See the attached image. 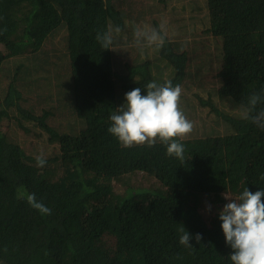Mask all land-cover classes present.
I'll return each instance as SVG.
<instances>
[{
    "label": "trees",
    "instance_id": "16d2710c",
    "mask_svg": "<svg viewBox=\"0 0 264 264\" xmlns=\"http://www.w3.org/2000/svg\"><path fill=\"white\" fill-rule=\"evenodd\" d=\"M167 2L136 9L119 0H0V264H231L222 194L264 190V130L239 111L264 90V0H205V33L219 62L214 95L230 112L195 95L215 118L199 136L176 138L183 160L160 142L125 148L107 131L127 92H146L152 81L181 86L188 77L191 58L180 40L167 37L153 59L114 56L119 44L134 45V24L159 28L154 15ZM109 25L123 31L103 50L95 37ZM58 34L64 51L54 60L48 46ZM13 126L56 146L44 167L41 148L33 151ZM134 175L152 185L125 181ZM21 192L34 193L51 215ZM183 227L192 247L179 243Z\"/></svg>",
    "mask_w": 264,
    "mask_h": 264
},
{
    "label": "clouds",
    "instance_id": "9594fccd",
    "mask_svg": "<svg viewBox=\"0 0 264 264\" xmlns=\"http://www.w3.org/2000/svg\"><path fill=\"white\" fill-rule=\"evenodd\" d=\"M123 29L109 25L108 30L98 32L95 39L103 50H110ZM133 43L138 48H154L159 50L165 44L167 31L162 23L159 28L149 25L132 26ZM144 92L146 94L142 95ZM182 88L173 86L171 80L163 84L155 81L146 85V92L140 87L127 92L124 103L109 114L110 127L107 131L113 135L123 147L147 144L154 146L157 142L165 145L168 156L183 160L185 147L176 138H183L193 129L192 122L179 107ZM264 90L247 98L241 104V118L264 130ZM37 166L42 168L47 161L42 155L36 157ZM264 181V174L259 177ZM27 203L42 215H51V209L42 201H38L34 193L21 192ZM226 203L219 212V220L226 244L232 249L228 257L231 264H264V190L255 193L245 188L239 195L229 192L222 194ZM179 243L192 247L189 241L192 236L183 228ZM202 236L197 234L195 240L200 243Z\"/></svg>",
    "mask_w": 264,
    "mask_h": 264
},
{
    "label": "rangeland",
    "instance_id": "374dc122",
    "mask_svg": "<svg viewBox=\"0 0 264 264\" xmlns=\"http://www.w3.org/2000/svg\"><path fill=\"white\" fill-rule=\"evenodd\" d=\"M122 5L130 4L140 7V5L151 4L156 0H119ZM124 7H129L126 5ZM132 8V7H131ZM154 20L159 23V26L163 23L167 31V37L170 41L180 40V42L186 45L187 51L189 52V57L191 58L188 77L181 85L182 93L180 97V102L184 106L183 112L187 111L188 114L192 117L193 129L185 137L181 139H189L195 136L202 134L203 129L208 124L213 123V115L208 113V109L201 107L198 104V100L195 95H199L202 99L206 100L210 98L216 103V106L223 111L230 112L224 102L219 101L214 95L215 90L218 87V82L214 78V74L219 68V62L216 59L214 46L212 38L205 33L207 27V18H206V8L205 0H168L167 6L165 9H161L156 12L154 15ZM178 20H182L178 22ZM135 25H149L152 26L151 21H142ZM153 27V26H152ZM129 31L130 26H125ZM125 34H122V38H125ZM124 37V38H123ZM61 35L58 34L55 36L52 45L48 47L54 48L57 52L51 53L54 56V60H57V57H60L63 54V42L61 40ZM134 54H137L139 59H153L157 56V53L154 48H138L133 44H127L126 46L118 45L114 51V56L116 61L118 59L122 61H130ZM118 58V59H117ZM197 72L199 74L197 75ZM33 95V94H32ZM235 113V112H233ZM50 123H53L57 129H61L64 132H67L65 123L57 118H51ZM207 124V125H206ZM58 127V128H57ZM38 130V129H37ZM40 131V130H39ZM11 133L16 135L20 140L27 142L28 145L32 141L33 145L32 150H39L41 148V155L43 157L53 156V149L56 146L47 144L45 139H48L46 135L41 134L44 139V144L40 143V139H36L33 135H23L22 132L17 131L13 126L11 128ZM125 181L136 186H148L152 185L150 181L144 178V175H134L133 177L125 178ZM116 187L121 190L122 186L116 185ZM230 201H227L229 203ZM208 206V203H206ZM204 204L203 207L206 208Z\"/></svg>",
    "mask_w": 264,
    "mask_h": 264
}]
</instances>
